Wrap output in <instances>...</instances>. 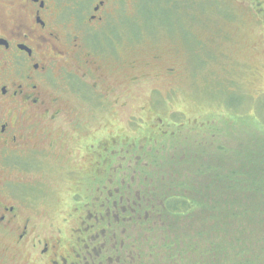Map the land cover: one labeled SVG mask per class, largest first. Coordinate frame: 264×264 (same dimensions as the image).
<instances>
[{
	"label": "flooded vegetation",
	"instance_id": "af4514ba",
	"mask_svg": "<svg viewBox=\"0 0 264 264\" xmlns=\"http://www.w3.org/2000/svg\"><path fill=\"white\" fill-rule=\"evenodd\" d=\"M126 1L0 0V264H179L156 235L168 237L174 186L148 166L182 127L143 116L148 102L133 120L103 116L126 101L82 36Z\"/></svg>",
	"mask_w": 264,
	"mask_h": 264
},
{
	"label": "rangeland",
	"instance_id": "374dc122",
	"mask_svg": "<svg viewBox=\"0 0 264 264\" xmlns=\"http://www.w3.org/2000/svg\"><path fill=\"white\" fill-rule=\"evenodd\" d=\"M258 1L127 0L105 26L82 30V36L91 39L90 50L113 80L106 84L115 86L120 100L126 101L113 108L114 115L107 112L103 116L126 120L130 115L133 120L137 108L148 102L143 116L153 113L154 118L170 122L169 129L175 130L176 123L182 127L175 144L173 138H158L159 160L148 166V170H156L157 183L166 191L183 182V196L192 195L194 186L198 197L207 202L196 190L198 182H205L204 175L187 173V168L185 178L186 156L196 155V147L214 150L240 139L264 138V42L254 12ZM111 35L117 38L116 45H110ZM132 60L135 66L127 67ZM167 67L174 71L165 72ZM81 111L85 117L86 112ZM99 116L93 113L91 122H97ZM193 118L195 122L190 121ZM225 156L230 163V151ZM49 182L57 183L51 178ZM198 218L168 219V237L156 232L161 254L167 253L165 240H175L176 233L192 235L199 228L205 232L209 222L201 227ZM178 248L179 244L176 251ZM179 259L176 256V262L182 261Z\"/></svg>",
	"mask_w": 264,
	"mask_h": 264
},
{
	"label": "trees",
	"instance_id": "16d2710c",
	"mask_svg": "<svg viewBox=\"0 0 264 264\" xmlns=\"http://www.w3.org/2000/svg\"><path fill=\"white\" fill-rule=\"evenodd\" d=\"M229 151L230 163L225 156ZM193 153L186 156L182 171L185 178L187 173L204 175L196 190L207 202L194 186L192 195L183 196L186 186L178 182L166 206L174 217H201L199 225H209L205 232L199 228L192 235L176 233L179 264H264V138L240 139L214 150L196 147Z\"/></svg>",
	"mask_w": 264,
	"mask_h": 264
}]
</instances>
